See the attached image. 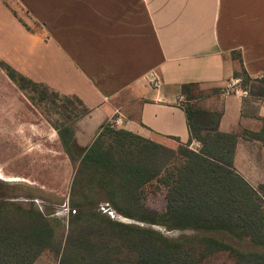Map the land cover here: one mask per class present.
<instances>
[{"label":"crops","instance_id":"1","mask_svg":"<svg viewBox=\"0 0 264 264\" xmlns=\"http://www.w3.org/2000/svg\"><path fill=\"white\" fill-rule=\"evenodd\" d=\"M0 61L83 102L89 112L72 125L79 149L119 116L117 129L187 144L179 97L184 84H196L203 107L222 111L219 131L238 136L237 172L253 187L264 184V138L248 137L264 136V97L224 92L241 69L264 78V0H0ZM9 81L26 112L27 135L54 136L60 158L73 167L57 130ZM190 148L201 143L192 140ZM40 257L34 264H45Z\"/></svg>","mask_w":264,"mask_h":264},{"label":"trees","instance_id":"2","mask_svg":"<svg viewBox=\"0 0 264 264\" xmlns=\"http://www.w3.org/2000/svg\"><path fill=\"white\" fill-rule=\"evenodd\" d=\"M0 67L57 130L74 168L67 219H51L33 197L24 201L0 181V264H34L45 252L58 264H199L218 252L235 264H264V184L253 187L237 172L238 136L219 131L222 111L200 105L198 85L182 86L187 144L173 149L105 124L76 156L72 125L89 109L3 61ZM236 76L250 97H264V78L245 69ZM256 135L248 137L264 138ZM192 140L200 150L190 148ZM159 193L167 200L165 212L147 205L149 195ZM103 205L134 222L113 219ZM62 223L67 233L60 234ZM156 227L193 233L170 238ZM220 233L235 244L215 236Z\"/></svg>","mask_w":264,"mask_h":264},{"label":"rangeland","instance_id":"3","mask_svg":"<svg viewBox=\"0 0 264 264\" xmlns=\"http://www.w3.org/2000/svg\"><path fill=\"white\" fill-rule=\"evenodd\" d=\"M7 1V0H6ZM14 8L15 5L12 4ZM16 15L23 21H27L25 13L17 9ZM12 83L0 69V181L14 182L7 188L9 193L20 194V199L27 201L33 197L36 207L52 213L51 219H67L69 192L74 176L72 165L66 167L65 162L57 153L54 136H28L27 125L21 123V117L26 115L19 102L20 95L15 93ZM214 92V91H213ZM204 93V92H203ZM205 95V93H204ZM22 98V97H21ZM200 103V102H199ZM201 106L203 104L200 103ZM51 119L60 121L57 113L49 112ZM15 116L18 123H16ZM16 123V124H15ZM169 148H178L175 142H163ZM80 149L75 148L76 156L80 155ZM19 183V185H17ZM46 189H38L39 185ZM147 205L150 209L165 212L168 209L167 200L162 193L149 195ZM102 210L115 220L134 222L122 216L114 215L106 205ZM60 234L67 233L68 226L62 223L59 226ZM157 230L170 238L181 235H191V231L166 230L156 227ZM221 240L232 241L224 234H216ZM234 244L235 242L232 241ZM40 262L56 264L55 256L45 252L40 257ZM199 264H235L226 252H218Z\"/></svg>","mask_w":264,"mask_h":264},{"label":"built area","instance_id":"4","mask_svg":"<svg viewBox=\"0 0 264 264\" xmlns=\"http://www.w3.org/2000/svg\"><path fill=\"white\" fill-rule=\"evenodd\" d=\"M155 83V86L159 85V81L156 79L153 81ZM224 92L226 94L229 93H235L237 95H243L245 97L250 96L249 91L245 88L242 87V79L240 77L233 79L225 88ZM180 101H184V97L180 96L179 97ZM121 123V116L117 117L115 120L112 122V127H115V125Z\"/></svg>","mask_w":264,"mask_h":264}]
</instances>
